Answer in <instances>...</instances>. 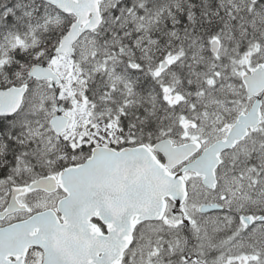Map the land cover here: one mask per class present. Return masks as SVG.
Segmentation results:
<instances>
[{"label": "snow or ice", "instance_id": "obj_1", "mask_svg": "<svg viewBox=\"0 0 264 264\" xmlns=\"http://www.w3.org/2000/svg\"><path fill=\"white\" fill-rule=\"evenodd\" d=\"M0 264H264V0H0Z\"/></svg>", "mask_w": 264, "mask_h": 264}]
</instances>
